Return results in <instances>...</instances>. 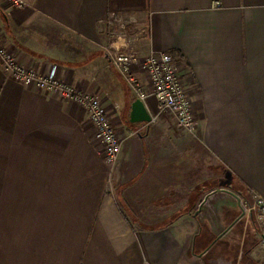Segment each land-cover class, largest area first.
<instances>
[{
	"label": "crops",
	"instance_id": "0c3cea01",
	"mask_svg": "<svg viewBox=\"0 0 264 264\" xmlns=\"http://www.w3.org/2000/svg\"><path fill=\"white\" fill-rule=\"evenodd\" d=\"M25 2L0 0V36L23 66L97 96L121 149L110 171L82 107L0 64V264H260L243 203L264 199V0ZM112 14L142 31L143 57H172L194 133L153 96L150 123L126 121L136 97L104 51Z\"/></svg>",
	"mask_w": 264,
	"mask_h": 264
},
{
	"label": "built area",
	"instance_id": "2783aa9c",
	"mask_svg": "<svg viewBox=\"0 0 264 264\" xmlns=\"http://www.w3.org/2000/svg\"><path fill=\"white\" fill-rule=\"evenodd\" d=\"M6 8L22 9L25 0H3ZM126 21L116 14L108 20V44L106 56L122 75L135 97L145 101L149 96L156 100L160 113L172 115L179 127L190 133L196 131V120L189 93L177 76L176 65L169 54L150 53L142 56L138 50V38L142 31L129 33ZM0 64L13 81L25 87L58 95L62 99L82 107L93 128V139L100 144L103 161L111 171L119 157L121 142L108 113L100 99L84 93L69 83L57 78L55 68L41 74L23 66L16 54L0 36ZM139 70L145 77L144 83L136 74ZM141 129L129 131L128 136H137ZM244 211L252 218L259 235V244L264 250V199L252 192L243 203ZM260 264H264V258Z\"/></svg>",
	"mask_w": 264,
	"mask_h": 264
},
{
	"label": "water",
	"instance_id": "95a60500",
	"mask_svg": "<svg viewBox=\"0 0 264 264\" xmlns=\"http://www.w3.org/2000/svg\"><path fill=\"white\" fill-rule=\"evenodd\" d=\"M151 120L152 118L146 111L143 101L138 98H135L131 103L129 116L126 121L131 125H136L140 123H150ZM206 198L207 196L204 198V200Z\"/></svg>",
	"mask_w": 264,
	"mask_h": 264
},
{
	"label": "rangeland",
	"instance_id": "374dc122",
	"mask_svg": "<svg viewBox=\"0 0 264 264\" xmlns=\"http://www.w3.org/2000/svg\"><path fill=\"white\" fill-rule=\"evenodd\" d=\"M216 196H218V198H221V197L222 198H225L226 197L225 195H221V194H217ZM226 198L229 201V203L230 202H233V200L229 196H227ZM215 200L216 199L213 198L212 200H210V203L209 204L212 206V203H214ZM227 207H229V206H227ZM232 207H234V206H232ZM220 251H221V246L218 244V245L214 246L211 249V251L209 252V256L215 255V253H220ZM263 252L264 251L262 250V248L260 247V245H257V248L254 251V255L255 256H262L263 255Z\"/></svg>",
	"mask_w": 264,
	"mask_h": 264
},
{
	"label": "trees",
	"instance_id": "16d2710c",
	"mask_svg": "<svg viewBox=\"0 0 264 264\" xmlns=\"http://www.w3.org/2000/svg\"><path fill=\"white\" fill-rule=\"evenodd\" d=\"M227 185H228V184H227ZM248 196H249V195H248ZM248 196H247V197H248Z\"/></svg>",
	"mask_w": 264,
	"mask_h": 264
}]
</instances>
